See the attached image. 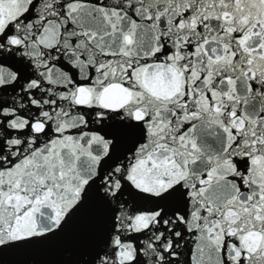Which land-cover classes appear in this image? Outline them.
Instances as JSON below:
<instances>
[{"label": "snow or ice", "instance_id": "6c2138e0", "mask_svg": "<svg viewBox=\"0 0 264 264\" xmlns=\"http://www.w3.org/2000/svg\"><path fill=\"white\" fill-rule=\"evenodd\" d=\"M93 204L88 264H264V0H0V259Z\"/></svg>", "mask_w": 264, "mask_h": 264}, {"label": "water", "instance_id": "95a60500", "mask_svg": "<svg viewBox=\"0 0 264 264\" xmlns=\"http://www.w3.org/2000/svg\"><path fill=\"white\" fill-rule=\"evenodd\" d=\"M246 111L249 116L256 114L251 105ZM196 138L203 156L193 166L192 171L199 174L210 167L208 158L216 157L221 161L224 159L226 138L218 128H208L204 124L197 129ZM220 174L225 175L226 169L221 168ZM218 188L222 190L223 195L217 200V204L223 205L232 193L226 180L214 184L212 191ZM211 194L210 192L209 195ZM101 226V215L93 204L87 211L70 221L67 230L56 241L28 249L13 250L0 259V264H88V258L98 242Z\"/></svg>", "mask_w": 264, "mask_h": 264}]
</instances>
